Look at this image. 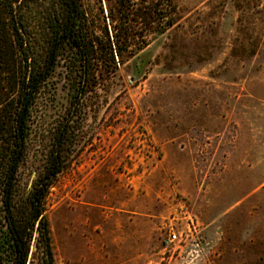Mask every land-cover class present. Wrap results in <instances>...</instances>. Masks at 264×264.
Returning a JSON list of instances; mask_svg holds the SVG:
<instances>
[{
    "label": "rangeland",
    "instance_id": "rangeland-1",
    "mask_svg": "<svg viewBox=\"0 0 264 264\" xmlns=\"http://www.w3.org/2000/svg\"><path fill=\"white\" fill-rule=\"evenodd\" d=\"M80 3L122 52L88 86L46 197L54 264H264V0H172L173 26L138 19L129 34L112 28L115 0ZM62 63L33 107L23 192L78 85ZM26 264H39L33 244Z\"/></svg>",
    "mask_w": 264,
    "mask_h": 264
},
{
    "label": "trees",
    "instance_id": "trees-1",
    "mask_svg": "<svg viewBox=\"0 0 264 264\" xmlns=\"http://www.w3.org/2000/svg\"><path fill=\"white\" fill-rule=\"evenodd\" d=\"M135 2L115 0L121 17L111 20L117 33L129 34L138 19L154 23L159 32L174 25L172 0L147 6L137 0L143 6L134 14ZM167 7L171 15L164 13ZM119 46L107 29L101 36L94 33L80 0H0V264H26L32 244L39 264H54L46 197L66 166L83 96L97 70L114 63V53L121 54ZM60 61L78 72V85L53 134L43 172L23 192L19 168L27 154L33 107Z\"/></svg>",
    "mask_w": 264,
    "mask_h": 264
},
{
    "label": "built area",
    "instance_id": "built-area-1",
    "mask_svg": "<svg viewBox=\"0 0 264 264\" xmlns=\"http://www.w3.org/2000/svg\"><path fill=\"white\" fill-rule=\"evenodd\" d=\"M190 224L187 223L186 230L171 226L163 239L164 248L176 249L177 247L185 243L189 239V237L193 235V232H195V227L192 221L190 222ZM193 251L195 253L199 252L198 243H195V248Z\"/></svg>",
    "mask_w": 264,
    "mask_h": 264
}]
</instances>
